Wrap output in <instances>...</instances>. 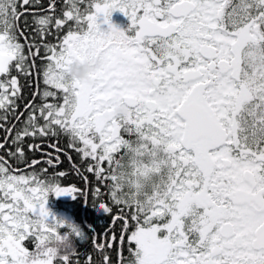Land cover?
I'll return each instance as SVG.
<instances>
[{
	"label": "snow or ice",
	"instance_id": "1",
	"mask_svg": "<svg viewBox=\"0 0 264 264\" xmlns=\"http://www.w3.org/2000/svg\"><path fill=\"white\" fill-rule=\"evenodd\" d=\"M117 10L127 30L112 22ZM28 16L35 37L20 28ZM96 55L106 64L91 82L72 80L71 63ZM19 76L37 91L7 152L25 168L0 156V264H81L75 241L89 237L48 208L51 193L79 189L49 174L59 155L29 162L24 150L25 138L60 136L103 182L94 198L110 203L93 207L123 222L118 237H92L103 264L114 245L119 264H264V0H0L5 122ZM53 237L72 242L68 254H55Z\"/></svg>",
	"mask_w": 264,
	"mask_h": 264
},
{
	"label": "trees",
	"instance_id": "2",
	"mask_svg": "<svg viewBox=\"0 0 264 264\" xmlns=\"http://www.w3.org/2000/svg\"><path fill=\"white\" fill-rule=\"evenodd\" d=\"M47 3L48 0H43L45 6H47ZM57 3L62 5L63 0H57ZM24 19L25 18L23 17L21 18L20 28L23 29L29 37H35V25L33 24L32 17H27V26L23 22ZM36 40L39 42L38 37H36ZM48 40L51 41L53 38L48 37ZM21 42H23V40ZM37 62L40 63V61ZM18 79L22 85L21 97L16 100V104L18 105L16 108V116H19V119H17L16 116L9 114L7 122L0 120V143L4 142L5 139L8 141L5 148L0 149V156H4L8 163L14 168L24 169L25 164L22 162L18 163L15 158L9 157L7 152L9 150H15V146L12 145L11 141L15 135V131L23 127L24 120L29 115L28 111L25 110V107L34 102L33 93L37 91V80L35 77L24 78L23 76H19ZM43 87L44 85L41 81L39 84L40 90H42ZM35 103L39 104L40 100L36 99ZM21 113L22 115H20ZM2 114L3 111L0 110V115ZM13 125H15V128L12 127ZM5 129H11V133L6 132ZM28 144H39L41 145V150L29 151L27 148ZM51 145H56L61 151L57 153ZM24 150L26 159L29 162L33 159H45L46 157L43 153H48L52 156L59 155L60 159L58 166L56 168H49V174L60 171L65 172L66 175L61 178L62 186H76L79 189V192L76 194L75 198L72 194L56 196L55 193H51L49 195L48 208L55 216L65 218L78 224L82 228L85 236L89 237V239L77 238L75 241L77 250L80 252L78 259L81 264H85V253L92 255L93 264H103V253L96 252L93 249L92 237L98 235L103 239V234L110 230H112L111 234L118 237L121 234V226L123 223L122 221H117L113 227V224L111 223V214L104 209L93 207V204L108 201L107 195H104L100 199L94 198V189L97 186H102L103 182H99L98 184L96 178L86 171L88 161H82L80 154L69 147V140L66 136L47 138L44 140L25 138ZM69 156H71V159H69ZM45 166L46 165L44 164H40L37 166L36 170ZM29 171H31V169H29ZM103 191L106 193L107 189L104 188ZM85 198H87V201ZM108 202L110 203V201ZM62 231H67V229H62ZM29 247H31V244H29ZM109 254L112 264H119L116 245L113 246ZM123 255H129L126 243L123 246ZM73 259L75 260L77 257H73Z\"/></svg>",
	"mask_w": 264,
	"mask_h": 264
},
{
	"label": "clouds",
	"instance_id": "3",
	"mask_svg": "<svg viewBox=\"0 0 264 264\" xmlns=\"http://www.w3.org/2000/svg\"><path fill=\"white\" fill-rule=\"evenodd\" d=\"M105 64L106 60L102 55L85 58L82 61L74 60L68 68V75L72 80L91 82L92 74L100 71ZM113 111L121 118H126L128 108L123 103H117L114 105ZM51 246L55 249L56 255H64L68 254L72 242L53 237Z\"/></svg>",
	"mask_w": 264,
	"mask_h": 264
},
{
	"label": "rangeland",
	"instance_id": "4",
	"mask_svg": "<svg viewBox=\"0 0 264 264\" xmlns=\"http://www.w3.org/2000/svg\"><path fill=\"white\" fill-rule=\"evenodd\" d=\"M112 22L125 30H127L129 28V25L131 24L130 18L127 15H125L124 12H121L119 10L113 12ZM102 27L107 29L108 26L104 24L102 25Z\"/></svg>",
	"mask_w": 264,
	"mask_h": 264
}]
</instances>
